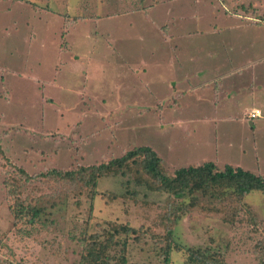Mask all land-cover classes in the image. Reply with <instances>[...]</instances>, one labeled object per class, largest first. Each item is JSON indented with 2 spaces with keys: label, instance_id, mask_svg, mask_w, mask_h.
Masks as SVG:
<instances>
[{
  "label": "rangeland",
  "instance_id": "374dc122",
  "mask_svg": "<svg viewBox=\"0 0 264 264\" xmlns=\"http://www.w3.org/2000/svg\"><path fill=\"white\" fill-rule=\"evenodd\" d=\"M236 14L264 22V0H0V148L8 157L0 158L3 167L10 161L30 174L72 170L148 146L170 171L214 162L264 177V122L255 130L260 120L248 119L246 112L255 106L249 92L235 105L219 106L214 121L210 105L214 98L222 103L221 83L199 91V99L182 94L186 75L201 82L194 76L202 57L187 67L190 54L238 50L244 42L251 55L264 53V36L252 42L250 29L256 26L236 28ZM237 53L239 64L251 57ZM243 79L250 89L248 76ZM3 180L0 173V264H79L81 247L73 236L87 224L90 233L107 220L152 225L158 214L155 205L145 208L132 200L109 204L100 194L94 200L72 197L57 208L53 228L39 241L20 238ZM124 183L105 177L97 190L142 189ZM144 194L139 202L167 198ZM244 202L256 225L232 227L195 212L178 223L176 242L214 247L215 239L226 264H261L264 194L252 192ZM132 258L156 262L153 253L139 249ZM184 259V252L173 251L170 264H185Z\"/></svg>",
  "mask_w": 264,
  "mask_h": 264
},
{
  "label": "trees",
  "instance_id": "16d2710c",
  "mask_svg": "<svg viewBox=\"0 0 264 264\" xmlns=\"http://www.w3.org/2000/svg\"><path fill=\"white\" fill-rule=\"evenodd\" d=\"M2 150L0 158L5 160L7 156ZM7 163L8 169L0 162V168L5 169L0 173L10 201L13 226L20 238L39 241L53 228L57 208L72 197L87 196L94 200L100 194L109 204L123 199L145 208L155 205L158 214L152 225L135 227L129 222L107 220L98 231L90 233L87 224L86 229L73 236L81 247L79 264H170L173 251L184 252L185 264H226L225 252L215 239L210 242L214 247H184L175 240V228L182 218L195 212L217 216L232 227L256 225V217L244 199L252 192L264 194V177L251 171L231 165L220 167L213 162L170 171L163 166L159 154L148 146L134 147L121 157L79 165L72 170L53 168L30 174L22 166ZM110 176L122 178L128 187L134 182L142 189L125 194L99 193V180ZM143 190L145 197L147 192H159L167 198L163 203L155 204L148 199L139 202L137 197ZM147 243L150 247L145 250L143 245ZM138 249L153 253L156 262L134 260L132 251ZM260 263L264 264V259Z\"/></svg>",
  "mask_w": 264,
  "mask_h": 264
},
{
  "label": "crops",
  "instance_id": "0c3cea01",
  "mask_svg": "<svg viewBox=\"0 0 264 264\" xmlns=\"http://www.w3.org/2000/svg\"><path fill=\"white\" fill-rule=\"evenodd\" d=\"M230 16V15H229ZM235 18H238V23H236V28H242L241 24H249L252 23L251 25H255L256 27H252L250 29V33L252 34V42L254 39H257L258 37H263L264 32V22H260L257 19V22L251 21L250 19H244L241 20L242 16H239V14L234 15ZM249 26V25H247ZM264 40V37L263 39ZM247 45V42H244ZM245 45V47L240 48V49H235L232 46L227 47L226 50L218 51V52H206L202 53L201 55L197 54H190L192 57L190 58V62L187 65V67H195L194 61H198L201 57V66L202 69L199 71L194 77H197L199 81L196 84V82L193 80V76H187L185 77V80L183 83L186 84V87L182 89V94L185 95V97L190 96V98L195 97L196 99L200 98V95H197L199 91H202L204 89H211L212 86H216L219 83L222 85V95L221 102L222 103H217L220 99H213L212 105L214 109L213 116L211 118L212 121H214V118L216 117L217 114V108L219 106H224L227 107L226 104L228 105H235L237 103V98L239 95L245 94L249 92L248 95L251 96V99L253 101V104L255 105L254 108H251L250 111H247V117L250 120H260L254 123V128L256 129H261L263 126L264 122V100L259 102V98L264 96V53L257 54V53H250V48H248ZM241 50L245 51V54H250L251 57L246 60L245 63L239 64V56ZM259 73H261L259 75ZM259 75V76H258ZM248 76V81L251 86L249 89L248 87L244 86L245 82L247 79H243ZM169 82H172V84L175 86L174 89H176V79L170 80ZM226 83V84H225ZM203 93V92H200ZM245 97V96H244ZM218 98V96H217ZM217 100V101H216ZM198 107V106H197ZM252 111H259L261 113L260 116L257 118L251 119L249 114ZM227 117H230V119H233L232 114H228ZM222 119L223 116L221 117ZM196 121V120H195ZM214 163V162H213ZM217 164V163H215ZM218 165V164H217ZM231 165V164H228ZM220 166V165H218ZM226 166V165H225ZM233 166V165H232ZM222 167V166H220ZM235 167V166H233ZM239 168H242L247 171H251L247 168H243V166H236Z\"/></svg>",
  "mask_w": 264,
  "mask_h": 264
},
{
  "label": "built area",
  "instance_id": "2783aa9c",
  "mask_svg": "<svg viewBox=\"0 0 264 264\" xmlns=\"http://www.w3.org/2000/svg\"><path fill=\"white\" fill-rule=\"evenodd\" d=\"M261 113L259 111H252L249 116L251 119L257 118L258 116H260Z\"/></svg>",
  "mask_w": 264,
  "mask_h": 264
}]
</instances>
